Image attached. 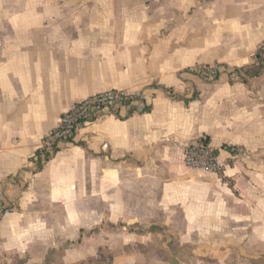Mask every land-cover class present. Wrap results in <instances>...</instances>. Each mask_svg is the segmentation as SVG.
<instances>
[{
    "label": "crops",
    "instance_id": "1",
    "mask_svg": "<svg viewBox=\"0 0 264 264\" xmlns=\"http://www.w3.org/2000/svg\"><path fill=\"white\" fill-rule=\"evenodd\" d=\"M262 45L264 0H0L1 252L92 253L108 223L264 250V72L242 79ZM110 89L142 96L33 159L62 112ZM201 139L219 174L184 165Z\"/></svg>",
    "mask_w": 264,
    "mask_h": 264
},
{
    "label": "rangeland",
    "instance_id": "2",
    "mask_svg": "<svg viewBox=\"0 0 264 264\" xmlns=\"http://www.w3.org/2000/svg\"><path fill=\"white\" fill-rule=\"evenodd\" d=\"M154 219V226H160V216ZM141 225L140 228H146L150 224ZM70 226L74 230L75 226ZM180 226L177 223L173 228L165 226L158 232L126 239L124 224L108 223L103 229L107 237L103 239L109 238V244L102 243L92 253L76 251V242L48 250L40 244L26 254H6L0 250V264H264V250L259 245L249 246L245 252L239 247L223 249L215 240L206 243L180 236Z\"/></svg>",
    "mask_w": 264,
    "mask_h": 264
},
{
    "label": "built area",
    "instance_id": "3",
    "mask_svg": "<svg viewBox=\"0 0 264 264\" xmlns=\"http://www.w3.org/2000/svg\"><path fill=\"white\" fill-rule=\"evenodd\" d=\"M257 56L264 57V45L258 48L255 58ZM184 71L207 81H215L230 73L221 65H195L185 68ZM141 96V93L110 89L75 102L61 113L57 125L43 136L38 152L33 159L42 163L46 162L54 155L60 143L74 141L82 129L102 114H113L119 108L132 106L140 100ZM230 151L234 153L236 148L231 146ZM184 165L190 169L204 170L214 174H219L223 167L217 150L203 139L186 147ZM9 211H11L10 207L0 206V218Z\"/></svg>",
    "mask_w": 264,
    "mask_h": 264
},
{
    "label": "trees",
    "instance_id": "4",
    "mask_svg": "<svg viewBox=\"0 0 264 264\" xmlns=\"http://www.w3.org/2000/svg\"><path fill=\"white\" fill-rule=\"evenodd\" d=\"M263 72H264V57L260 58L257 56L255 58L253 67L251 69H244L243 70V73L245 76L242 79H243V81H246L247 78L259 76Z\"/></svg>",
    "mask_w": 264,
    "mask_h": 264
}]
</instances>
